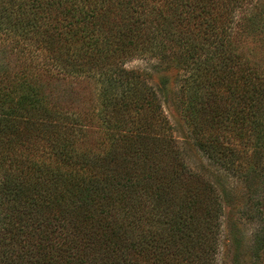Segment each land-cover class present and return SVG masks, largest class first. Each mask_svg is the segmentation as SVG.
Instances as JSON below:
<instances>
[{
  "label": "trees",
  "instance_id": "obj_1",
  "mask_svg": "<svg viewBox=\"0 0 264 264\" xmlns=\"http://www.w3.org/2000/svg\"><path fill=\"white\" fill-rule=\"evenodd\" d=\"M257 33L264 0H0V264H264V63L238 45ZM234 191L252 230L227 259Z\"/></svg>",
  "mask_w": 264,
  "mask_h": 264
},
{
  "label": "rangeland",
  "instance_id": "obj_2",
  "mask_svg": "<svg viewBox=\"0 0 264 264\" xmlns=\"http://www.w3.org/2000/svg\"><path fill=\"white\" fill-rule=\"evenodd\" d=\"M249 38L240 39L238 45L241 51L251 60L264 63V37L260 33L255 35L250 34ZM241 38V37H240ZM145 64L142 63L141 60H135L128 63L129 68H138L144 67ZM153 73V77L155 81H160L161 78L166 76H171V83L169 84L168 88L172 89V81H174V77L170 72L158 74L156 70L151 71ZM60 89L66 90L69 97L73 101L75 105L79 107V109H90L93 112V109L97 108V97L95 93V87L92 83L87 81H65V83L57 84ZM170 89L167 90V98L165 99L164 109L165 112L170 120V123L173 127L174 135L182 141L184 137H188L190 132L189 128L182 117L180 111L175 106V102L173 99V95L170 92ZM104 133L103 130L100 128L98 123H94L87 140L85 141L84 145L86 147H100L101 142L103 141ZM184 153L187 155L190 163L192 165H197L199 162V157L195 153V150L191 146V144L183 145ZM206 171V169H205ZM208 172V171H207ZM231 203H234V207L231 208L230 205L225 204L226 214L224 217V232L222 235V242L223 245V253L222 257L231 259L235 252V247L237 244L243 245V250L245 246L249 243L250 234L252 230V226L249 223L244 222L240 219L241 214L237 207V203L240 201V194L234 191L233 197H230ZM234 234L239 237L237 239L238 242H233Z\"/></svg>",
  "mask_w": 264,
  "mask_h": 264
}]
</instances>
